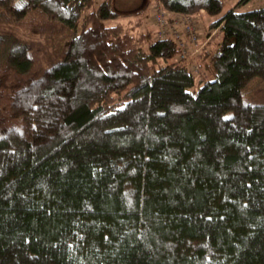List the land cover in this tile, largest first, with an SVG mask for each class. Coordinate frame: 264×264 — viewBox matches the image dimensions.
Instances as JSON below:
<instances>
[{"label":"trees","instance_id":"trees-1","mask_svg":"<svg viewBox=\"0 0 264 264\" xmlns=\"http://www.w3.org/2000/svg\"><path fill=\"white\" fill-rule=\"evenodd\" d=\"M93 1L0 0V264H264V7L210 22L197 66Z\"/></svg>","mask_w":264,"mask_h":264},{"label":"rangeland","instance_id":"rangeland-1","mask_svg":"<svg viewBox=\"0 0 264 264\" xmlns=\"http://www.w3.org/2000/svg\"><path fill=\"white\" fill-rule=\"evenodd\" d=\"M101 1L109 2V4L111 5V9L119 15L118 20L103 22L102 23L103 26L109 27L115 25L116 23L125 25L130 21H131V25H134L136 21L126 17V15L133 12L131 10L138 11L141 9L142 13H140L141 14L140 19L142 21V24L138 28V31L146 35L152 34L153 35L152 39H155L156 33H158V29L152 21V16L154 12L153 5L155 0H94L93 8H96ZM238 1L239 0H222L221 12L216 17H209L204 13H199V15H193V16L191 15L195 19L198 35L200 37L199 44H201L202 46L201 52L207 49L210 50L211 52L214 49L213 45H215L220 38L218 30L209 29L208 24L210 22L215 21L218 17L222 16L227 10L233 9L234 6L238 3ZM263 7H264V0H249L248 2L243 3L239 5L237 8H235V12L245 13ZM27 21L29 20H26L24 23H22L19 26L16 25L17 27H13L17 37L24 41L41 44V46L44 47L47 53L52 54L56 42L60 39L58 34H51V35L41 34L39 30L37 31L36 29L37 27L39 28L38 22L35 21L34 24H31V22H27ZM10 24H11L10 21L9 22L7 21L6 24H2L1 22L0 26L8 27ZM197 57L198 55L189 61H192V63L196 62V65L198 66ZM192 63H189L188 65L195 67V64L193 65ZM195 70L197 71V69ZM203 77L204 76L202 74V70L199 69V73L197 72L195 73L196 83L200 79H203ZM257 87H262V85L256 83V81L251 82L250 84L246 85L245 88L243 89V95L246 96L247 94H250V92L252 90L254 91Z\"/></svg>","mask_w":264,"mask_h":264},{"label":"built area","instance_id":"built-area-1","mask_svg":"<svg viewBox=\"0 0 264 264\" xmlns=\"http://www.w3.org/2000/svg\"><path fill=\"white\" fill-rule=\"evenodd\" d=\"M154 12L152 21L158 29L155 39H171L177 50L174 61L184 63L200 54L202 46L199 44L195 19L191 15L180 14L165 10L159 0L154 1ZM196 68L189 66L193 76L197 72Z\"/></svg>","mask_w":264,"mask_h":264}]
</instances>
